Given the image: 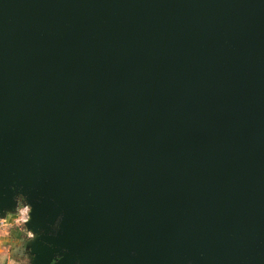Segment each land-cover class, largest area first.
Returning <instances> with one entry per match:
<instances>
[{"label":"water","instance_id":"obj_1","mask_svg":"<svg viewBox=\"0 0 264 264\" xmlns=\"http://www.w3.org/2000/svg\"><path fill=\"white\" fill-rule=\"evenodd\" d=\"M12 183L43 264H264V0H0Z\"/></svg>","mask_w":264,"mask_h":264},{"label":"clouds","instance_id":"obj_2","mask_svg":"<svg viewBox=\"0 0 264 264\" xmlns=\"http://www.w3.org/2000/svg\"><path fill=\"white\" fill-rule=\"evenodd\" d=\"M8 189L11 192L10 201L6 207L0 206V264H43L37 260L39 253L34 249L33 242L38 241L55 249L56 244L48 238L56 237L62 231L64 212L59 211L54 220L46 217L43 224H36L33 213L42 197L32 195L36 190L34 186L26 188L23 184L12 183ZM68 253V247L59 248L47 264H60ZM131 255H136L135 249ZM70 264H84V261L77 253H71ZM187 264L193 262L188 260Z\"/></svg>","mask_w":264,"mask_h":264}]
</instances>
